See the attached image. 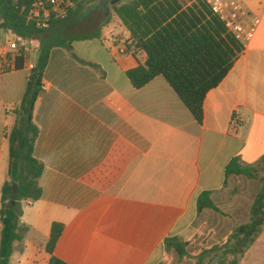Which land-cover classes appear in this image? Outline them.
<instances>
[{"label":"crops","instance_id":"0c3cea01","mask_svg":"<svg viewBox=\"0 0 264 264\" xmlns=\"http://www.w3.org/2000/svg\"><path fill=\"white\" fill-rule=\"evenodd\" d=\"M239 1L263 24L207 94L201 124L163 77L134 88L127 72L144 65L146 56L126 52L131 35L115 13L95 29H101L99 39L52 51L42 83L47 91L33 111L43 195L22 204L23 240L14 244L10 264H49L53 223L64 225L54 256L66 264H161L166 241L186 237L197 221L202 193L212 192L219 207L225 201L235 177L226 178L229 163L239 157L259 165L264 0ZM182 2L189 7L196 0ZM111 38L116 45L106 41ZM78 42L85 52L77 50ZM30 75L23 68L0 75V212L10 182L8 137L21 122L18 106ZM240 264H264V232Z\"/></svg>","mask_w":264,"mask_h":264},{"label":"trees","instance_id":"16d2710c","mask_svg":"<svg viewBox=\"0 0 264 264\" xmlns=\"http://www.w3.org/2000/svg\"><path fill=\"white\" fill-rule=\"evenodd\" d=\"M34 0H0V32L7 31L40 43L36 67L32 70L23 101L18 106L21 122L10 133V182L2 193V237L0 264H10L14 244L23 240L21 233L22 204L41 200L40 179L44 165L35 157L39 129L33 123V111L43 87V78L50 64L52 51H72L77 41L99 39L101 29L91 33L68 34L72 22L97 0H74L75 7L64 20H56L47 29L39 28L28 19ZM113 10L130 33L126 52L146 56L144 65L127 72L135 89H142L157 77H163L189 109L198 123L203 122L204 101L207 94L217 88L233 68L243 52L242 45L230 34L220 19L203 0L185 7L182 0H122ZM94 66V65H92ZM23 61L16 63L22 69ZM264 168V157L259 165H245L234 158L226 169V178L245 177L259 179ZM261 188L250 207V220L239 225L223 246L216 245L204 251L195 264H240L248 250L264 232V176ZM17 184L18 193H13ZM15 202V203H14ZM212 210L222 213L212 199V192L202 193L198 199V212ZM64 225L53 223L46 251L51 255L49 264H66L54 256V249L62 235ZM167 253L174 250L180 259L187 258L188 242L180 237L166 241ZM214 254L206 263L205 256ZM233 257L228 261V257ZM162 264V263H161Z\"/></svg>","mask_w":264,"mask_h":264},{"label":"rangeland","instance_id":"374dc122","mask_svg":"<svg viewBox=\"0 0 264 264\" xmlns=\"http://www.w3.org/2000/svg\"><path fill=\"white\" fill-rule=\"evenodd\" d=\"M96 5V10L92 6ZM94 5L86 9L82 15L75 20L72 27L67 29L68 34L89 33L100 26L107 17L114 15L113 4L110 0H97ZM103 6L107 8L103 12ZM92 8V9H91ZM77 50L85 52L84 42H78ZM264 176V168L259 169V179L249 180L245 177H234L227 184L228 196L219 207L222 213L212 210H204L199 213L197 221L194 223L186 237L181 238L188 242V257L180 259L174 250L166 255L162 264H195L204 251L210 250L216 245L223 246L234 233L235 229L250 220V207L261 188L260 178ZM235 206L240 207L239 213H234ZM214 258L210 253L205 256L206 263ZM233 257H228L232 261Z\"/></svg>","mask_w":264,"mask_h":264},{"label":"built area","instance_id":"2783aa9c","mask_svg":"<svg viewBox=\"0 0 264 264\" xmlns=\"http://www.w3.org/2000/svg\"><path fill=\"white\" fill-rule=\"evenodd\" d=\"M215 16L224 24L227 33L232 35L246 50L253 43L261 18L250 13L239 0H203ZM75 7L74 0H34L28 11V19L41 29H47L56 20H64ZM116 45L115 39H107ZM115 48V47H114ZM125 50H118L123 54ZM40 53V43L32 38H23L11 32H0V75L17 70L18 60L23 61V69L30 72L36 67ZM43 91L47 87L43 85ZM0 226H3L0 212Z\"/></svg>","mask_w":264,"mask_h":264},{"label":"water","instance_id":"95a60500","mask_svg":"<svg viewBox=\"0 0 264 264\" xmlns=\"http://www.w3.org/2000/svg\"><path fill=\"white\" fill-rule=\"evenodd\" d=\"M120 1H122V0H114V1L112 2V4L115 5V4L119 3ZM13 193H14V194H17V193H18V186H17V184H14V185H13ZM14 203H15V202H14Z\"/></svg>","mask_w":264,"mask_h":264},{"label":"flooded vegetation","instance_id":"af4514ba","mask_svg":"<svg viewBox=\"0 0 264 264\" xmlns=\"http://www.w3.org/2000/svg\"><path fill=\"white\" fill-rule=\"evenodd\" d=\"M111 1V3L114 1V0H110Z\"/></svg>","mask_w":264,"mask_h":264}]
</instances>
